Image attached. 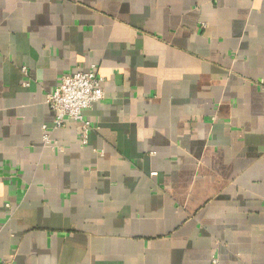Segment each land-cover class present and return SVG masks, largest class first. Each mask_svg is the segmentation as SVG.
<instances>
[{"label": "crops", "instance_id": "obj_1", "mask_svg": "<svg viewBox=\"0 0 264 264\" xmlns=\"http://www.w3.org/2000/svg\"><path fill=\"white\" fill-rule=\"evenodd\" d=\"M0 264H264V0H0Z\"/></svg>", "mask_w": 264, "mask_h": 264}, {"label": "built area", "instance_id": "obj_2", "mask_svg": "<svg viewBox=\"0 0 264 264\" xmlns=\"http://www.w3.org/2000/svg\"><path fill=\"white\" fill-rule=\"evenodd\" d=\"M22 71L26 75L24 68ZM103 82L104 79L99 75L96 66H90L86 71L79 70L62 75L56 88L46 94V104L53 113L52 129L65 127L68 120L79 124L80 143L85 146L89 133L94 129L92 123L85 117V111L104 101ZM28 84V81L23 83L24 86ZM49 129L43 127L44 142L48 143ZM50 144L55 147V143Z\"/></svg>", "mask_w": 264, "mask_h": 264}]
</instances>
